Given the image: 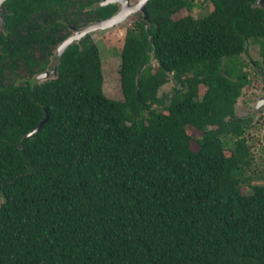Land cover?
I'll list each match as a JSON object with an SVG mask.
<instances>
[{
  "label": "trees",
  "instance_id": "obj_1",
  "mask_svg": "<svg viewBox=\"0 0 264 264\" xmlns=\"http://www.w3.org/2000/svg\"><path fill=\"white\" fill-rule=\"evenodd\" d=\"M98 1L3 3L0 264H264V185L247 174L251 118L235 113L264 9L149 0L125 31L122 99L104 92L90 34L36 81L73 28L115 13Z\"/></svg>",
  "mask_w": 264,
  "mask_h": 264
},
{
  "label": "rangeland",
  "instance_id": "obj_2",
  "mask_svg": "<svg viewBox=\"0 0 264 264\" xmlns=\"http://www.w3.org/2000/svg\"><path fill=\"white\" fill-rule=\"evenodd\" d=\"M196 6L192 15L203 14L212 9V5L208 0H194ZM200 3L202 5H200ZM188 12L182 9L174 15V18H179L187 15ZM140 13L129 14L123 21L114 26L105 29H97L90 32V37L98 45L101 54L102 71H103V89L105 94L111 99H122V91L120 87L119 66H120V52L124 41L126 29L139 17ZM58 48L54 51L49 69L46 75L38 74L35 80L41 82L46 78L55 75L54 65L58 60ZM242 59L248 63L247 71L251 83L244 87L241 95L235 104V113L239 117L251 118L250 124L246 131V137L251 147L252 152V166L247 170V174L251 177V183L264 185V73L255 75L256 68L252 67L251 63L259 61L261 63V54L257 45L248 43L247 52L243 54ZM255 69V70H254ZM173 82H167L161 89V92H171ZM203 90V89H202ZM189 135L192 137L191 147L193 150L197 149L195 142L201 136V132L196 129H189ZM226 155L229 151H225ZM250 186H243L242 192L247 193ZM3 199L0 197V202Z\"/></svg>",
  "mask_w": 264,
  "mask_h": 264
},
{
  "label": "water",
  "instance_id": "obj_3",
  "mask_svg": "<svg viewBox=\"0 0 264 264\" xmlns=\"http://www.w3.org/2000/svg\"><path fill=\"white\" fill-rule=\"evenodd\" d=\"M5 0H0V30H5V26H4V16L5 14L8 12L6 10V8L4 7L3 3ZM110 0L105 1V3L109 2ZM149 0H139L138 3H136L135 5H130L127 6L125 1H122V9L114 14L113 16L104 19V20H97L83 28H73V32L72 34L67 37L65 40H63L59 46H58V56H60L62 54V52L65 50V48L71 44L72 42H78L80 43L81 39L89 34L90 32L99 29H105L107 27H111L116 25L117 23L123 21L129 14H131L132 12H135L136 10H142L144 13V18L147 19L148 18V12H147V8H146V4ZM125 8H127V10H124ZM55 72V69H54ZM47 74V73H46ZM45 74V75H46ZM48 119V115H46V117L39 123V125L33 130L31 131L28 135H31L33 133H35L40 127L41 125Z\"/></svg>",
  "mask_w": 264,
  "mask_h": 264
},
{
  "label": "flooded vegetation",
  "instance_id": "obj_4",
  "mask_svg": "<svg viewBox=\"0 0 264 264\" xmlns=\"http://www.w3.org/2000/svg\"><path fill=\"white\" fill-rule=\"evenodd\" d=\"M105 1H107V0H99L96 4H94L92 7H97V6H103V5H113V6H115L116 7V11H115V13L114 14H116V13H118L121 9H122V1H125L126 2V4H127V6H130V5H135L136 3H138V1L139 0H110L109 2H107V3H105ZM254 5L255 6H257V7H261V8H263L264 9V0H256L255 2H254ZM132 13H140L141 14V16L139 17V18H142V19H144V20H146L145 18H144V13H143V11L142 10H136L135 12H132ZM131 13V14H132ZM113 14V15H114ZM112 15V16H113ZM138 18V19H139ZM99 20H104V19H99ZM95 21H97V20H95ZM94 21V22H95ZM91 23H93V22H91ZM91 23H89V24H91ZM134 23V22H133ZM132 23V24H133ZM88 24V25H89ZM131 24V25H132ZM87 26V25H86ZM99 29V28H98ZM102 29V28H101ZM251 42V45H257L258 46V48H259V50H260V54H261V56H262V58H261V63H259V61H254V62H252L251 63V65H252V67H254V68H256V71H255V75H260L261 73H264V40L262 41V43H260V42H257V41H250ZM255 70V69H254ZM48 71V70H47ZM47 71H45V72H43V73H40L41 75H45L46 73H47Z\"/></svg>",
  "mask_w": 264,
  "mask_h": 264
},
{
  "label": "bare ground",
  "instance_id": "obj_5",
  "mask_svg": "<svg viewBox=\"0 0 264 264\" xmlns=\"http://www.w3.org/2000/svg\"><path fill=\"white\" fill-rule=\"evenodd\" d=\"M124 10H127V8H125Z\"/></svg>",
  "mask_w": 264,
  "mask_h": 264
}]
</instances>
